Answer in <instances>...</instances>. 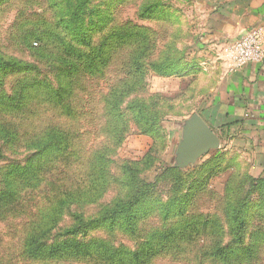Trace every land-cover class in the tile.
I'll return each instance as SVG.
<instances>
[{
    "label": "rangeland",
    "instance_id": "1",
    "mask_svg": "<svg viewBox=\"0 0 264 264\" xmlns=\"http://www.w3.org/2000/svg\"><path fill=\"white\" fill-rule=\"evenodd\" d=\"M83 1L77 10L76 0H0V57L13 64L0 73V92L11 94L24 77L45 79L66 90L69 106L34 89L24 109L0 111V122L16 134L7 141L0 133V179L31 156L28 141L45 131L60 130L68 143L32 187L20 185L18 198L0 205V264H109L75 256L73 248L31 258L24 242L48 216L54 227L44 235L47 243L70 238L134 250L152 240L155 253L144 264H264V153L256 162L262 149L249 141L219 145L217 170L190 177L203 185L191 189L183 215L163 218L158 206L125 224L120 218L85 229L74 222L76 214L88 221L128 199L139 189L134 180H147L154 169V186L140 205L167 202L179 191L174 176L162 172L167 163L187 184L189 170L205 156L180 166L168 137L216 88L231 44L215 28L225 0ZM64 192L68 198L54 212ZM233 207L243 213L242 243L232 240L225 216ZM73 225L81 226L77 234L64 235ZM174 226L176 239H151ZM217 247L226 248V258Z\"/></svg>",
    "mask_w": 264,
    "mask_h": 264
},
{
    "label": "trees",
    "instance_id": "2",
    "mask_svg": "<svg viewBox=\"0 0 264 264\" xmlns=\"http://www.w3.org/2000/svg\"><path fill=\"white\" fill-rule=\"evenodd\" d=\"M76 9H80L84 3L83 0H76ZM222 13L219 12L215 16V28L221 21ZM34 45H37L34 43ZM258 64V63H257ZM10 64L0 57V73H6L8 67H12ZM2 80H0V85ZM34 89L41 90V96L51 102L59 105L64 110H69V106L66 105L65 93L66 90L61 88V86H56L53 82L46 81L45 79H29L24 77L21 81L17 83V87L11 92V94L3 95L0 92V111L4 110L3 113L7 111H20L25 108V104L28 101V97L31 94H35ZM69 112V111H68ZM160 123H163L161 121ZM11 124L7 122H0V133L6 134V140L10 141L16 138V134L10 127ZM238 125L237 122L223 124L221 128L226 130L228 137L236 136L233 131ZM67 140L64 138L60 130H55L54 132L45 131L43 134L37 137V139H31L28 141V146L32 149L30 157L23 164H16L7 167L6 171L0 179V205L13 203L20 194V185L24 184L26 187H32L35 178L39 173H41L50 162L57 158V154L63 153L67 150ZM0 148V156H1ZM222 155L221 151H213L206 155L199 164L192 166L190 171V176L187 179L181 172V170L174 168L170 163L163 166V173L174 176L175 187L179 188V191L171 197L167 202H162L158 198H151L148 203L140 205L148 200L147 193L150 188L154 186L156 179V174L158 169H154L151 172L150 178L147 180H134V188H139L133 191L130 197L126 200L118 201L114 203L111 207L98 217L84 221L82 214L74 215V222L79 220L81 226L85 229L90 227H95L102 222L109 223L110 225L116 224V222L121 218V221L128 223V221L138 218L141 213L147 212V210H153L158 206H161V216L163 218H169L176 214L183 215L188 209L190 201L193 197L191 189L198 185H203V182L199 183V178H190L194 174L197 175V170L202 172L203 170L209 173L217 170L216 166L218 164L217 159ZM160 171V170H159ZM188 171V172H189ZM153 173V174H152ZM264 181V180H263ZM261 181V183L263 182ZM254 187V184L251 185ZM184 187L186 188L184 190ZM66 198H68L67 193H63L62 197H58L55 200V204L52 209L54 212H60L62 205H64ZM138 204L139 206H135ZM243 204H240L242 206ZM51 209V210H52ZM58 210V211H57ZM238 209L234 207L225 212V216L230 223V229L232 232V240L236 243H242L243 233H238L239 229L243 228V213L237 212ZM122 215L124 216L122 220ZM53 219L49 216L47 217V222L39 228L37 231H33L24 242V247H28L27 254L34 257H45L53 256L55 254L61 253L67 248H73V254L79 257H86L90 260H99L101 262H106L109 264H144L148 262L149 259L154 256V248L152 247V240L146 241L147 243L143 247H138L134 250H120L114 247H108L100 241H87L80 242L78 240H73L70 238L64 239L60 243H47L44 242V235L49 232L53 227ZM80 225H73L65 229L63 232L66 236H71L77 234ZM125 226V225H123ZM180 233L179 227H170L165 230H160L152 233L151 239H156V241H163L164 244L169 242L171 239H176ZM181 237L183 236L180 235ZM161 241V242H162ZM219 256L226 258V248L217 247L215 250ZM221 252V253H220ZM66 253V252H65ZM72 253V252H71ZM214 253V252H213ZM223 255V256H222ZM150 256V257H149ZM149 257V258H148Z\"/></svg>",
    "mask_w": 264,
    "mask_h": 264
},
{
    "label": "crops",
    "instance_id": "3",
    "mask_svg": "<svg viewBox=\"0 0 264 264\" xmlns=\"http://www.w3.org/2000/svg\"><path fill=\"white\" fill-rule=\"evenodd\" d=\"M221 21L217 31L222 30L225 39L232 43L245 30L255 25L264 26V0H225ZM222 26V27H220ZM229 43V44H230ZM264 51V37L262 40ZM228 68L222 70L212 90L206 99L198 103L197 115L217 137L219 145L226 141H249L257 149L264 148V59L258 64H247L235 71L230 69L228 51L226 55ZM191 117V116H190ZM189 117V118H190ZM168 139H173L172 160L185 158L186 141L184 122ZM237 122L234 137H228L223 124ZM168 133V132H167ZM219 148V146H218ZM217 148L203 153L204 157L216 151ZM256 151L255 159L262 157L263 151ZM191 164H194L191 163ZM189 164V165H191ZM187 165V166H189Z\"/></svg>",
    "mask_w": 264,
    "mask_h": 264
},
{
    "label": "built area",
    "instance_id": "4",
    "mask_svg": "<svg viewBox=\"0 0 264 264\" xmlns=\"http://www.w3.org/2000/svg\"><path fill=\"white\" fill-rule=\"evenodd\" d=\"M264 26L255 25L245 30L228 48L230 69L235 71L247 64L261 63L264 59L262 40Z\"/></svg>",
    "mask_w": 264,
    "mask_h": 264
},
{
    "label": "water",
    "instance_id": "5",
    "mask_svg": "<svg viewBox=\"0 0 264 264\" xmlns=\"http://www.w3.org/2000/svg\"><path fill=\"white\" fill-rule=\"evenodd\" d=\"M184 125L185 132L183 133V137L186 141L185 158L174 159V162L179 163L182 167L193 163L203 153L219 146L217 137L197 115H192L184 122Z\"/></svg>",
    "mask_w": 264,
    "mask_h": 264
}]
</instances>
